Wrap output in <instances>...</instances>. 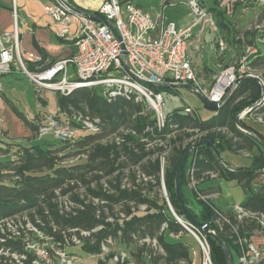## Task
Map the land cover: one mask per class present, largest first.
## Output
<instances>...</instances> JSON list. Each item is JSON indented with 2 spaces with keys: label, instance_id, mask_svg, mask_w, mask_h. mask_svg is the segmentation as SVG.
<instances>
[{
  "label": "trees",
  "instance_id": "trees-1",
  "mask_svg": "<svg viewBox=\"0 0 264 264\" xmlns=\"http://www.w3.org/2000/svg\"><path fill=\"white\" fill-rule=\"evenodd\" d=\"M221 1L213 0L209 8L205 6V0H200V3L213 16L217 30L223 33L228 31L230 26L226 24L225 16L228 14L226 8L219 5ZM118 2L121 6L127 3L134 4V0ZM237 3L233 5V11ZM261 33L264 34V31ZM258 34H260L258 31L247 33L246 37L250 36V39L246 38V42L256 45L255 38ZM248 67L251 71L261 73L259 78L264 84V48L257 49V53L251 55ZM26 69L32 72L29 67ZM152 88L156 92L165 89ZM260 97V85L252 79H243L210 119L200 121L177 111L167 116L164 128L157 129L153 113L151 111L146 113L147 105L134 102V98L118 96L107 101L99 89L87 87L74 90L68 95L57 93L56 102L61 113H67L70 109L80 110L81 106H86L89 114L100 119L103 132L68 142L55 141L29 147L21 146L22 156L17 163L9 160L0 161V221L28 213L32 223L46 232H50L52 228L58 232L71 229L87 232L89 236L82 238L80 249L90 256L99 255L102 244L108 239L118 240L124 246L135 242L136 238L140 241L155 239L163 250V255L152 256V252L147 255L144 243L137 250L136 259L139 263L191 264L189 249L182 241L177 239L174 242H166L164 238L167 231L178 237L186 235L187 232L174 219L164 199L162 202L156 201L149 196V192L154 187L160 190L159 174L161 167H164L163 183L169 204L179 219L190 224L175 194L174 182L182 156L194 142L193 137L200 134L202 139L212 143L220 161L208 147L199 146L192 149L182 171V197L188 213L196 221L208 225L220 237L230 252L232 264H235L241 253L237 237L249 241L254 232L263 230L258 219L264 216V184L256 183V179L260 175L257 172L264 173V145L255 137L241 131L235 124V116L246 108L254 106L251 112H264V100L262 105L256 104ZM41 121L36 119L24 122L31 136L36 134ZM240 125L264 141L263 128L242 121ZM119 130L129 132L120 135L123 139L119 144L121 146L96 145L101 139L118 134ZM217 130H227L232 138L226 139L220 132H216ZM156 141L160 145L146 149L147 145ZM69 147H74L73 151L76 154L86 153V158L80 163L59 165L56 153ZM252 149H256L258 155L253 156L250 165L235 167L247 172L236 173L227 169L233 166L223 158L225 152ZM121 158H125L127 163L118 164L117 161ZM128 166L138 167L139 174L151 179L153 183L141 181L137 185L136 175L131 172L128 177L130 187L121 189V183L126 178L123 175L124 170ZM191 168L194 169L195 181L204 183L223 179L236 182L246 194L248 193L240 206L249 216L238 221L232 208L223 213L211 200L198 199L197 196L207 197L219 192V188L215 186L207 190L198 188L197 196L193 192L189 197L186 193L185 176H190ZM2 170L10 172L15 178L14 181L2 182ZM93 172L102 175H93ZM114 172H117V175L107 181L109 190H104L100 184L101 179L103 176H112ZM208 174H214L216 177L210 178ZM92 183L96 184L95 189L90 188ZM78 184L86 188L92 197L91 200L87 196L80 198L72 194ZM67 196L72 202V207L64 210L57 199ZM95 200L97 203H94ZM131 204L136 207L146 206L147 209L140 214L131 212ZM116 205H122L125 218L120 219L112 212ZM105 208L110 211V215H106ZM35 217L43 227L35 223ZM108 218L111 219L110 222L107 221ZM197 231L207 241L211 263L227 264L222 249L215 241L203 230Z\"/></svg>",
  "mask_w": 264,
  "mask_h": 264
},
{
  "label": "built area",
  "instance_id": "built-area-1",
  "mask_svg": "<svg viewBox=\"0 0 264 264\" xmlns=\"http://www.w3.org/2000/svg\"><path fill=\"white\" fill-rule=\"evenodd\" d=\"M238 1L227 0L224 6L227 13ZM258 2L264 5V0ZM185 3L190 20L185 26L176 27L174 23H167L164 15L167 7L176 4L174 2L162 0L159 10L155 15H151L132 3L121 6L118 0H106L97 12L89 15L112 23L119 36L117 39L107 23L72 12L66 0H48L44 10L52 24L57 27L56 36L60 39L71 36L75 53L72 57L58 60L45 69L34 72L27 71L26 63H39L41 57L21 49L18 24L24 26L25 23L19 21L13 4V29L11 32L0 34V79L10 74L14 66L27 77L37 92L52 90L60 95H68L79 88L100 87L102 96L107 101L118 96L134 98L136 103L144 101L153 113L157 129L164 128L167 116L162 111V94L152 88L156 87V84L164 85L165 88L190 85L194 93L220 107L237 87V79L252 75L248 58L243 57L237 66L222 70L213 77L209 87H200L188 50L191 48L197 51L200 35L206 30L214 31L217 28L213 16L202 6L200 0H186ZM73 20L76 21L77 27L75 32L71 33ZM195 29H199L197 35L194 34ZM217 46L220 52L226 49L222 38L217 39ZM247 53L252 55L255 51L248 49ZM182 112L196 118L195 110L189 106ZM120 131L112 135L116 138L117 145L123 141L120 135L129 133L122 131L120 134ZM102 132L103 125L98 117L88 113H61L57 109L55 116H49L38 125L37 138L41 140L52 136L56 141L68 142ZM4 136L0 115V140H3ZM193 172L194 169L191 168L189 175L192 183H195ZM116 175L117 172H114L110 178ZM208 175L210 178L216 177L214 174ZM140 177L145 182L151 180L141 174ZM159 177L160 191L162 190L164 201L172 211L163 183V167ZM135 182H138L137 179ZM128 187L130 184L127 178H124L120 188ZM232 210L238 221L249 216L241 206H232ZM29 215L18 214L0 221V264H55L57 261L59 264H74L75 258L68 252V248L80 247L82 238L88 237L89 233L77 229L58 232L55 228L46 232L37 228ZM119 218L123 219L125 215L120 213ZM34 219L36 224L43 227L39 219ZM107 221L110 222L111 219L108 218ZM258 221L264 229V216ZM177 222L196 240L203 256V264H212L205 237L191 224L184 223L181 219ZM110 242L108 239L102 244L99 255L88 256L96 261L102 260L103 255L108 253L107 246ZM140 242L149 244L155 252L163 255V250L155 239H143ZM237 243L241 248L239 264L260 262L261 253L253 244L240 237H237ZM113 260L117 264H134L123 252L115 255Z\"/></svg>",
  "mask_w": 264,
  "mask_h": 264
},
{
  "label": "rangeland",
  "instance_id": "rangeland-1",
  "mask_svg": "<svg viewBox=\"0 0 264 264\" xmlns=\"http://www.w3.org/2000/svg\"><path fill=\"white\" fill-rule=\"evenodd\" d=\"M159 0H134L135 3L139 4L143 8H147L151 6L154 3H156ZM213 0H205V6L209 8L212 6ZM186 0L179 1L177 3V8L174 9H168L167 14L173 16L176 15L179 17L181 15H184L186 13ZM224 7L227 3V0L221 1ZM226 17V24L230 26L228 31H225L223 33H220L217 29L212 30H206L205 33L201 35V43H199L200 52H202L203 55H205V60L207 66L204 67V64H193V67L195 68V73L197 80L199 81L200 87H209L213 81V76L218 75L219 72H221L224 69H227L229 67H234L239 64V61L243 57H247L248 59L251 57L247 53L248 49L254 50L256 54L257 49L263 50L264 45H259L258 42L254 44H249L246 38L250 39V36L246 37L247 33H252L253 31H258L260 34L256 35L255 41H257V37L261 40L264 39V34L261 33L264 31V5L259 4L258 0H239L237 3V7L233 11L230 10ZM207 34L210 35L211 38L207 37ZM222 38L225 42L226 49L223 52H220L217 46V39ZM257 39V40H256ZM205 40V42H204ZM252 54V55H254ZM199 63L203 61L201 58L198 59ZM211 67V68H209ZM253 76L260 77L261 73L258 71H251ZM2 91L4 94V97L7 98L12 106H14L19 112L24 114V116L27 115L28 118L32 117L35 112L39 110L41 113V116L44 114L47 115H54L56 114V95L57 92L53 91H42L41 92V98L37 100L36 90L33 88L30 81L26 78H21L16 82L15 84L9 85L4 84L2 85ZM99 91L102 94V88L97 87ZM160 93L163 96V107L162 111L165 114V116H169L170 114L177 112V111H183V109L186 106H189L195 110L196 118L200 121H205L210 119L216 111H213L209 109L204 102L202 101L201 97L194 93L193 91L186 89V88H180V87H170L165 88L160 91ZM59 94V93H58ZM0 99L4 101V98L0 96ZM264 100V96L260 102H258L257 105H260L262 101ZM139 103H145L139 102ZM147 105V104H146ZM262 105V104H261ZM254 107V106H253ZM246 108L243 111L239 113V122H247L251 125H255L257 127H261L264 129V112H251L252 108ZM145 112H149L150 109L148 106H145ZM82 110V111H80ZM80 110L76 109H70L68 114H75V113H81V114H89L88 109L86 106H81ZM90 116H94L89 114ZM96 117V116H94ZM126 132L125 130H121L120 134L123 132ZM216 132H220L226 139H231L232 135L227 130H217ZM206 135V134H204ZM34 138L37 137V134L33 135ZM202 140L201 135L197 134L193 137V141ZM56 140L52 136H47L42 139V143H54ZM233 141H237V139H233ZM116 138L109 136L107 138H103L100 141L96 142V145L99 146H106V145H115L117 147L121 145H117ZM121 144V143H120ZM155 145H160L158 142H153L146 146V149H152V147H155ZM74 147H69L66 149H62L59 152L56 153V156L59 160H57V163L59 165H69V164H76L80 163L81 161H84L86 158V153L82 154H76L75 151H73ZM77 151V150H76ZM6 156L2 158L1 161H12V162H18L19 159L22 156V150L20 148H15V146H9L8 150L5 152ZM3 154V153H1ZM165 155V154H164ZM258 155V151L256 149L252 150H246V151H236V152H225L222 156L224 159H226L233 167H248L250 165L251 159L253 156ZM127 161L125 158H121L117 161V163H123ZM163 163V160L161 161ZM114 165V167H116ZM164 169V167H163ZM138 167L134 166H128L124 170V176L127 178V182H129L128 177L131 172H134L136 175V179L138 182L136 184H140L141 181H143L142 177H140V174L138 172ZM260 173V175L256 179V183L258 184H264V173L263 172H257ZM93 175L100 174L98 172H93ZM2 175V182L9 183L14 181L15 178L11 176L10 172H6L4 170L1 171ZM138 175V177H137ZM186 175H188L186 171ZM185 187H186V193L189 197H191V194H194L197 196V189H204L207 186H211L212 184L214 186L219 185L221 189L220 196H218L216 199H213L214 196H207V197H198V199L204 200V199H212L211 202L213 205L220 209L221 212H226L228 208H231L232 206H240L248 193L246 194L242 187L238 186L236 182L226 181V180H211L207 182H200L195 181V183H192V180L190 176H185ZM110 177H104L101 179L100 184L102 185L103 189L107 190L109 188L107 181L111 180ZM205 181V179H204ZM149 182H152L150 180ZM153 183V182H152ZM96 184L92 183L90 185L91 189H95ZM73 195H78L80 198L87 196L88 199L91 200V195L86 191V188L83 187L81 184H78L77 188H75L72 191ZM167 195V193H166ZM200 195V193L198 194ZM149 196L153 198L156 201L162 202L164 199L162 190H158L156 187L152 189V191L149 192ZM58 203L61 205L62 209L67 210L69 207H72V202L69 199V196L65 198L59 197L57 199ZM97 203V202H94ZM131 212H135L140 214L141 212L145 211L147 209L146 206H134L133 204L130 205ZM107 211V214L110 215V211L105 208ZM173 211V209H172ZM115 215L119 216L120 213H122V205H116L113 207L112 211ZM174 212V211H173ZM33 214V213H32ZM188 237V238H185ZM181 237L179 240L182 241L184 244H191V246L195 247L196 256L194 264H203V256L198 247V244L194 237L187 233V236ZM166 242H174L178 238H175V236H172L170 231H167L164 235ZM135 242L129 244L128 246H124L122 243H120L118 240H111V242L107 246L108 253L103 255L102 260L99 259L98 264H107V262L111 261L114 264H117L114 262L113 257L115 255H118L119 253H126L130 261L134 264H141L136 259L137 250L142 245V242L138 238L134 240ZM145 252L147 255L149 252H152V256L154 255H161L158 254V252L154 251L153 248L149 244H145ZM158 247V245H157ZM68 252L74 256L75 263L74 264H87L91 261V263L95 264L97 263L96 260L91 259L87 254L82 252L80 247H71L68 248ZM92 261H95L92 262ZM55 264H59V262H55ZM159 264V263H158ZM161 264V263H160Z\"/></svg>",
  "mask_w": 264,
  "mask_h": 264
},
{
  "label": "crops",
  "instance_id": "crops-1",
  "mask_svg": "<svg viewBox=\"0 0 264 264\" xmlns=\"http://www.w3.org/2000/svg\"><path fill=\"white\" fill-rule=\"evenodd\" d=\"M68 1H69L68 5H70L71 7L78 9L86 14H89V13L97 12L106 0H68ZM161 1L162 0H159L156 3L153 2V4L147 8H143L142 6H140L135 2L134 4L140 6L144 11L150 13L151 15H155L160 8ZM179 1L182 0H168V2H174L176 4L179 3ZM13 4L16 7L19 21H23L25 23L24 26H21L20 23L18 24L21 33L20 35L21 49L24 52L33 53L41 57V62L36 64L26 63V68L29 67L30 69H32V72L39 71L45 69L46 67L50 66L52 63L58 60L66 59L74 55L75 47L73 44L72 37L70 36L65 39H60L55 34L57 27L52 24L50 17L47 15V13L44 10L45 6L48 4V0H0V34L5 32H11L13 29V20L11 16V8ZM176 4L173 7L166 8L164 12L166 22L174 23L176 27H183L190 20L188 9H186L185 18L183 17L184 15H181L179 17V15L171 16L170 14L169 15L167 14V10L169 8L170 9L177 8ZM219 5L220 7H222L223 6L222 2H219ZM76 27H77V23L75 20H73L70 26V32L74 33ZM198 30L199 29H195L194 31L195 35H197ZM205 32L206 31H204L203 33ZM207 37L211 38L210 35L208 34ZM257 39L255 43L258 42L259 45H264V39L261 40L258 37ZM201 41L202 40L200 39L199 43H201ZM200 49L201 48H199L196 51L190 48L188 50L192 67L193 64H198V65L204 64V67L207 66V64H205L206 63L205 55H203L202 52H200ZM199 58H201V60L203 59V61L200 63L198 61ZM21 78H26V77L19 69L12 66L11 73L5 75L0 79V87H1L0 96L4 98V101L0 99V115L3 120V131L5 135L3 140H0V161L2 160L3 157L6 156L5 152L8 150L9 146H15V148H20L21 146L29 147L32 145L42 143V139L40 140L37 137L34 138L33 136L30 135L29 130L24 126V122L26 121L30 122L33 120L36 121V119L38 120L40 119L42 120L41 122L43 123L49 117V115L46 116V114L41 116V113L38 110L33 114L32 117L28 118L27 115L24 116V114L19 112L14 106H12L11 102L4 97L2 91L3 88L2 85L15 84ZM42 91H46V90H42ZM42 91L36 92V94H38L37 100L41 98ZM57 109L58 107H56V111ZM55 115L56 114L50 116H55ZM211 186L214 185L212 184ZM215 187L219 188V192L211 194L209 196V197L214 196L213 199H216L218 196H220L221 193L220 186L217 185ZM208 188L209 186L200 190H207ZM185 236H187V234L180 237L175 236V238L180 239L181 237H185ZM249 242L253 244L261 253V260L258 264H264V229L262 231L254 232L250 236ZM185 245L188 247L190 252L191 264H194L195 256H196V251L194 250L195 247L191 246V244H185ZM92 262L95 263V261ZM87 264H93V263H91L90 261ZM95 264H98V261ZM107 264H114V263L109 261L107 262ZM235 264H238V260L235 261Z\"/></svg>",
  "mask_w": 264,
  "mask_h": 264
},
{
  "label": "water",
  "instance_id": "water-1",
  "mask_svg": "<svg viewBox=\"0 0 264 264\" xmlns=\"http://www.w3.org/2000/svg\"><path fill=\"white\" fill-rule=\"evenodd\" d=\"M67 6L69 7V9L76 13V14H84L85 16L87 17H91V18H96L97 20L99 21H102L104 23H107L109 28L113 31L115 37L117 39H119V36L117 34V32L115 31V29L113 28L112 26V23H109L107 22L105 19L101 18V17H97V16H94V15H89V14H86L78 9H75L73 7H71L70 5L67 4ZM243 79H252L254 81H256L260 87H261V97H260V100L258 102H260L264 96V84L263 82L261 81V79L257 76H253V75H246V76H243L239 79H237V84L239 82H241ZM156 87H163L164 85H158L156 84L155 85ZM177 87H180V88H186V89H189L191 91H193V88L190 86V85H178ZM52 91V90H51ZM202 101L204 102V104L211 110L213 111H217L219 109V106L217 105H214V104H211L210 102L206 101L203 97H201ZM258 102L256 104H258ZM239 114H237L235 116V124L237 126V128H239L241 131H243L244 133H247L253 137H255L262 145H264V141L260 140L258 137H256L252 132L244 129L241 127L240 125V122H239ZM199 146H205V147H208L212 153L215 155V157L217 158L218 161L219 158L215 152V148L214 146L212 145V143L207 140V139H202V140H198V141H195L193 142L189 147L188 149L185 151L184 155L182 156L181 158V161H180V164L178 165L177 167V170H176V175H175V194L177 196V199L180 203V206H181V209L184 211V213L186 214L190 224L194 227V228H197V229H201L203 230L208 236H210L214 241L215 243L222 249L223 253H224V256H225V259H226V263L227 264H232V259H231V255H230V252L229 250L227 249V247L225 246L224 242L220 239V237L218 235H216V233L206 224L204 223H200L198 221H196L187 211L186 209V206H185V203H184V200H183V197H182V192H181V178H182V171H183V168H184V165H185V162L187 160V157L189 155V153L191 152L192 149L196 148V147H199ZM227 169L229 170H232L236 173H245L247 172L246 170H241V169H238V168H235V167H227ZM171 214L172 216L174 217V219H176L177 221L179 220V218L175 215V213L173 211H171Z\"/></svg>",
  "mask_w": 264,
  "mask_h": 264
}]
</instances>
